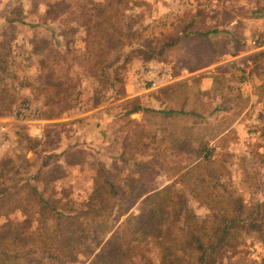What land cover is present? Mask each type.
<instances>
[{
  "label": "trees",
  "instance_id": "16d2710c",
  "mask_svg": "<svg viewBox=\"0 0 264 264\" xmlns=\"http://www.w3.org/2000/svg\"><path fill=\"white\" fill-rule=\"evenodd\" d=\"M139 4V0H57L49 6L47 14L60 18L58 32L52 31L49 39L31 40V44L35 54L44 55L39 60L41 72L44 70L47 83L54 90V102H79L81 99L84 89L77 85L80 80L73 79V73L69 75L72 67L68 63L72 53L83 55L84 73L95 76L96 82L107 80L108 75L116 72L115 65L120 60L118 48L123 46V15L125 10ZM197 25L189 20L179 35L174 32L175 38L164 47L174 46L179 40H190L195 36L207 38L217 33L216 30L201 32L194 29ZM80 27L83 36L77 38ZM233 42L227 40L222 48ZM75 43L80 47L73 49ZM164 47L160 48V53ZM49 50L53 53L50 54ZM223 53H211L214 56L204 65L195 67L192 64V68L214 63ZM8 55V48L0 45V73L8 69ZM121 89L117 88L115 98L124 93ZM81 107L86 108V105ZM70 108L63 105L54 117H60ZM122 109L124 112L120 116L140 111L162 117V121H148L166 136L163 140L165 151L177 157L192 154L194 160H180L168 169L175 177L174 183L162 187L149 185L158 172L149 167L152 162L148 165L140 162L144 169L137 174H128L126 181L117 182L111 179L108 169L102 167L90 177L87 194L79 197L80 193L76 196L69 187L57 185L65 168L73 167L72 171L80 167L87 153L83 149L65 152L64 172L63 168L56 166V160H52L54 155L46 154L38 170L42 188L26 183L0 191V264H217L224 252L229 253L244 243V236H254L264 244V200L244 213V208L237 205L232 196L224 198V195L215 194L217 181L226 176L228 169L225 161L222 164L211 162L215 150L208 148L205 139L222 133L224 120L212 128V133L181 134L175 130L177 123L169 120L173 118L172 111L161 115V111L141 107L138 100L124 102ZM231 119L227 117V122L230 123ZM198 121L200 123L202 119ZM121 130L120 157L135 151L145 152L146 145L142 141L151 138V131L142 130L139 125L123 126ZM254 130L262 138L261 155L264 156V129L258 127ZM192 140L198 142L194 150L190 147ZM47 144L51 153L56 143L50 140ZM44 151L37 153L41 156ZM10 162V159L3 160L1 165L11 171ZM192 177L194 181L188 183ZM186 189L193 197L199 198L209 211L208 216L196 218L188 197L184 195ZM134 206L137 213L130 212ZM16 211L33 218L36 226L30 228V219H10ZM151 248L155 249L157 259L149 255Z\"/></svg>",
  "mask_w": 264,
  "mask_h": 264
},
{
  "label": "rangeland",
  "instance_id": "374dc122",
  "mask_svg": "<svg viewBox=\"0 0 264 264\" xmlns=\"http://www.w3.org/2000/svg\"><path fill=\"white\" fill-rule=\"evenodd\" d=\"M56 2L57 0H0V45L9 50L8 69L0 73V118L7 116L8 113L13 115L15 107L24 100L30 101L33 106L41 104V118L43 119L54 117L63 105L81 109L83 104L91 108L100 104H109L111 106L106 108L104 116L107 117L105 132L108 136L113 132L119 139L123 135L121 129L124 125L136 126L130 123L126 125L123 116H120L124 112L122 109L124 102L131 100L140 102L141 96L128 92L130 89L127 87V75L132 68L142 62L169 64L174 73L179 75L181 80H185L189 79L195 71L206 69L213 63L200 69H193L192 64L195 67L204 65L215 54L224 52L229 58L232 57L230 62L220 67L224 68L223 72L227 77L219 76L222 73L215 76V85L218 88L216 92L223 101L210 104L206 108L209 114L200 110L204 112L201 113L203 116L212 118V125L216 126L220 118L224 120L222 127L228 126L225 123L228 121L227 117L233 118V124L236 125L222 137L218 146L215 147L211 142L207 143L209 149L215 150L212 153L213 161L211 162L222 164L225 161L228 169L226 173L223 172L226 176L217 181L218 184L214 187L215 194L224 195V198L232 196L237 205L244 208V213H247L246 209L264 200L262 138L258 137L259 133L257 134L254 130L258 127L264 129V57L253 53L246 43L247 40L264 32V0H139V5L125 10L123 15L124 25H121L123 46L118 48L120 60L115 65L116 72H113L111 76L108 75L107 80L96 82L95 76L84 73L86 64L82 62L83 55H76L78 52H75V55L72 53L71 62L68 63L72 67L69 75L73 73L72 78L77 77L80 80L77 85L84 90L79 102L59 103L53 101L55 99L52 93L54 90L48 85L43 74L44 70L41 72L39 60L44 55L35 54L31 44V40L49 39L52 31L58 32L57 27L61 25L60 18L47 14L50 12L49 6ZM76 5L73 2V7ZM189 20L198 24L194 28L196 30L201 32L216 30L217 33L207 38L195 36V39L179 40L174 46L165 48L164 46L175 38L174 32L177 31L179 35L183 25ZM76 36L77 38L83 36V28L80 27ZM229 39L232 42V39L238 42L227 45L225 49L222 48L224 42ZM162 46L165 49L160 53ZM79 47L80 44L76 43L72 46L73 49ZM52 50H49L50 54L53 53ZM235 61H242L248 66L249 73L246 78L234 70ZM117 88H122L124 93L115 98ZM99 100L102 101L98 102ZM149 105L147 103V106ZM154 107L157 109L158 105ZM16 121L15 118L12 121L14 125L12 127V148L0 152V172L6 170L2 171L0 177V191L8 188L11 190L14 184L18 187L25 186L26 183L38 189L42 188V178L38 175V170L46 154L54 155L52 160H56V166L63 168V172L65 168L62 159H58L57 153L48 151L50 145L47 143L54 140L51 139L52 137H58L60 132H69L71 128H66L62 124L57 129L47 125L41 127V137H38L29 134L28 123L19 125ZM146 121L148 122L142 116L140 125L145 127L144 129L140 127V129L151 131L152 134L151 138L142 141L146 145L145 152L136 153L135 151L128 153L125 157H120V142L117 146L112 143L110 137H97L96 144L92 141V143H86L83 148L87 153L83 160L84 163L72 171L65 168L57 187H62V185L69 187L75 191L76 196L80 193L79 197H83L90 189V177L97 169L107 168L111 179L116 182L126 181L128 174L133 175L140 172L141 164L144 162L146 165L152 162L149 167L153 171H158L149 182L150 186L162 187L174 183L175 177L171 176V171L168 169L180 160L191 162L195 156L187 154L177 157L168 150L165 151L166 144L163 140L166 136L155 130L156 125L150 126ZM204 127L207 128L202 124L196 133L200 135L212 133L214 130H205ZM105 139H107L106 142ZM197 145L198 142H193L190 147L194 150ZM39 150H45L41 156L37 153ZM27 151H34L37 154L34 155L33 161V155H30V160H27ZM153 157L156 161L152 159ZM9 159L11 162L8 167L11 171L1 165L3 160ZM140 162L143 163L140 164ZM208 176L210 179V175ZM191 181H194V177L187 180L188 183ZM184 195L188 197L189 206L197 219L208 216L209 211L198 200L199 198L192 196L190 190L186 189ZM130 212L137 213V207L134 206ZM124 218L125 216L122 220ZM10 219H30V228L33 229L36 226L33 218L22 216L20 211L13 212ZM243 239L244 243L238 245L235 250L229 253L224 252L222 256H219L217 264H264L262 262L264 244L257 241L254 236H244ZM149 255L157 259L154 248H151Z\"/></svg>",
  "mask_w": 264,
  "mask_h": 264
},
{
  "label": "crops",
  "instance_id": "0c3cea01",
  "mask_svg": "<svg viewBox=\"0 0 264 264\" xmlns=\"http://www.w3.org/2000/svg\"><path fill=\"white\" fill-rule=\"evenodd\" d=\"M231 58L232 57L229 58L228 55L223 53L217 62L211 64L206 69H200L201 67L198 68L200 70L195 71L194 74H191L192 76L189 79L186 78L185 80H181L180 78V80L171 86L140 93L137 96H141L139 98L141 107L145 109L161 111V115H164V112L166 111H172L174 115L173 118H170L169 120H172V122L175 121L177 123L175 130L179 131L181 134L185 131L191 135H197L196 130H199V127L202 124L206 125V127H209L208 130H212V128L215 126V124L212 125V118L203 116L201 113L207 112L209 114L206 108L210 104H213V102L218 103L223 101L222 97L216 92L218 88L215 85V76L218 75V73H222L219 74V76L222 75L227 77V75L223 72L224 68L220 67L225 66L228 62H230ZM128 92L130 93V91ZM147 103L150 105L147 106ZM157 105L158 108L156 109L154 106ZM41 106V104H38V107L42 112ZM109 106L111 105L100 104L92 108L82 107L81 109H75V107H73L67 112L63 113L60 117H50L45 119L41 118L38 122H28L27 131L30 135L36 136L38 134L41 135V129L47 125H50L52 128L56 129L60 126V124L66 128L70 127L71 129L69 132H60L58 137L51 138L54 139V142L56 143L53 150L54 153H57L56 155L58 156V159H62V162L65 164L63 156L65 152L71 149H83L86 143L89 144L92 143V141H95L94 143L96 144L98 142L97 137H110L112 139V143L119 146V139L116 138L115 133L111 132V134L108 136L105 132V130H107V117L104 116L106 115V108ZM200 110L204 112H201ZM198 115H200V117ZM142 116L150 122L158 120L162 121V117H156L155 115H152V113L144 114L140 111L131 114H125L123 115V119L126 121V125H128L127 123H130L136 126L139 125L144 129L145 126L143 127L140 125ZM197 118L200 120L202 119V122L199 123ZM13 119L14 113L13 115L8 113L7 116L1 117L0 121H6L9 123V125L11 124L10 126L12 128L14 126L12 125ZM149 121L146 122L152 126ZM221 121L223 120H220L219 118L216 122V126L220 124ZM233 122V119H231L230 123H226L228 126L223 127L224 131L222 133L207 137L205 139L206 142L213 143L215 147L218 146L220 141H222V137H224L231 128L234 129L236 126L235 123L233 124ZM16 124L20 125L22 123L16 122ZM124 127L127 126L124 125ZM158 131L161 133V130ZM106 141L107 139H105V142ZM193 142L196 143V141L192 140L191 143L193 144ZM191 143L190 145H192ZM120 151L121 150H119V154ZM30 155H33V161L35 159L34 155L37 154L34 151H27V160L29 159ZM72 168L73 167H67L68 170Z\"/></svg>",
  "mask_w": 264,
  "mask_h": 264
},
{
  "label": "built area",
  "instance_id": "2783aa9c",
  "mask_svg": "<svg viewBox=\"0 0 264 264\" xmlns=\"http://www.w3.org/2000/svg\"><path fill=\"white\" fill-rule=\"evenodd\" d=\"M247 46L253 53L264 57V32L246 41ZM234 70L244 75L245 78L249 73L248 66L242 61H235ZM180 80V76L175 74L173 68L169 64L163 63H145L142 62L138 66L131 69L127 75V87L134 95L156 90L163 87L171 86ZM23 103L17 105L14 109V118L18 123L38 122L41 118V110L38 106H33L30 101L24 100ZM11 125V124H10ZM7 122H0V152H4L12 148L13 135L12 128ZM41 137L40 134L36 135Z\"/></svg>",
  "mask_w": 264,
  "mask_h": 264
}]
</instances>
